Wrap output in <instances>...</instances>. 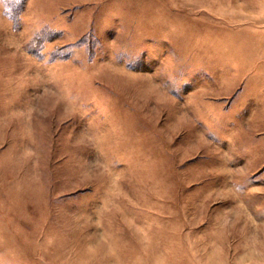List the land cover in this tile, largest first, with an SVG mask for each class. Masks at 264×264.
<instances>
[{
	"label": "rangeland",
	"instance_id": "1",
	"mask_svg": "<svg viewBox=\"0 0 264 264\" xmlns=\"http://www.w3.org/2000/svg\"><path fill=\"white\" fill-rule=\"evenodd\" d=\"M0 264H264V0H0Z\"/></svg>",
	"mask_w": 264,
	"mask_h": 264
},
{
	"label": "trees",
	"instance_id": "2",
	"mask_svg": "<svg viewBox=\"0 0 264 264\" xmlns=\"http://www.w3.org/2000/svg\"><path fill=\"white\" fill-rule=\"evenodd\" d=\"M8 5V4H7ZM9 7V6H8ZM8 9V8H7Z\"/></svg>",
	"mask_w": 264,
	"mask_h": 264
}]
</instances>
